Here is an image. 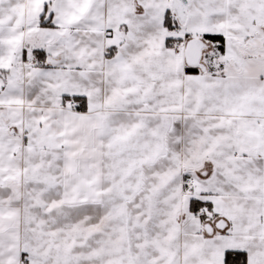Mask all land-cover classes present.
<instances>
[{
	"label": "snow or ice",
	"instance_id": "1",
	"mask_svg": "<svg viewBox=\"0 0 264 264\" xmlns=\"http://www.w3.org/2000/svg\"><path fill=\"white\" fill-rule=\"evenodd\" d=\"M0 264H264V0H0Z\"/></svg>",
	"mask_w": 264,
	"mask_h": 264
}]
</instances>
